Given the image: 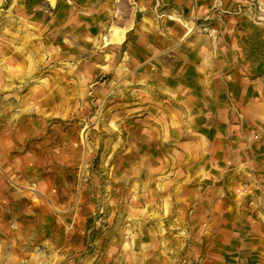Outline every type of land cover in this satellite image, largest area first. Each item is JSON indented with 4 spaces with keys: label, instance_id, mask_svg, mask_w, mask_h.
Returning <instances> with one entry per match:
<instances>
[{
    "label": "rangeland",
    "instance_id": "1",
    "mask_svg": "<svg viewBox=\"0 0 264 264\" xmlns=\"http://www.w3.org/2000/svg\"><path fill=\"white\" fill-rule=\"evenodd\" d=\"M205 35L160 0H0V264H264Z\"/></svg>",
    "mask_w": 264,
    "mask_h": 264
},
{
    "label": "crops",
    "instance_id": "2",
    "mask_svg": "<svg viewBox=\"0 0 264 264\" xmlns=\"http://www.w3.org/2000/svg\"><path fill=\"white\" fill-rule=\"evenodd\" d=\"M160 1L172 7L179 15L194 16L195 23L207 30V41H214L215 48H206L209 58L200 66H203V71L219 73L217 86H223L224 92L217 95L216 91L213 93L217 101L222 103L220 112L224 120L240 117L243 122L238 129L235 124L232 126L228 123L226 128L219 132L221 135L217 146L222 144L223 155L226 157L227 153L230 154V159L234 153H240V158L244 157L248 168H255L263 175L264 159H260L263 165L256 164L252 156L253 152L262 147L259 138L263 134L261 130L253 132L252 127L255 122H264V19L257 16L261 13L257 11V7L264 10V1ZM260 32L262 37L258 36ZM254 35L257 38H254ZM256 44L261 45L257 46L258 50L255 48ZM202 52L204 54V51ZM216 56H222V60L216 61ZM230 105H236V108L229 107Z\"/></svg>",
    "mask_w": 264,
    "mask_h": 264
},
{
    "label": "bare ground",
    "instance_id": "3",
    "mask_svg": "<svg viewBox=\"0 0 264 264\" xmlns=\"http://www.w3.org/2000/svg\"><path fill=\"white\" fill-rule=\"evenodd\" d=\"M174 17V19H179L180 21H183L180 17H178V16H173ZM186 24V23H185ZM187 25V27H188V33L191 31V30H193V24H186Z\"/></svg>",
    "mask_w": 264,
    "mask_h": 264
},
{
    "label": "built area",
    "instance_id": "4",
    "mask_svg": "<svg viewBox=\"0 0 264 264\" xmlns=\"http://www.w3.org/2000/svg\"><path fill=\"white\" fill-rule=\"evenodd\" d=\"M260 130H261L262 134L264 135V124H263V126H261Z\"/></svg>",
    "mask_w": 264,
    "mask_h": 264
}]
</instances>
